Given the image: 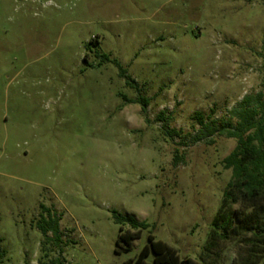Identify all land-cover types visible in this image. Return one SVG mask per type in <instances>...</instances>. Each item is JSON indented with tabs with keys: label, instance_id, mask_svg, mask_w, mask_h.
<instances>
[{
	"label": "rangeland",
	"instance_id": "obj_1",
	"mask_svg": "<svg viewBox=\"0 0 264 264\" xmlns=\"http://www.w3.org/2000/svg\"><path fill=\"white\" fill-rule=\"evenodd\" d=\"M260 92L264 0H0L1 264H121L151 232L200 261L237 139L194 114L235 127L231 109ZM114 210L150 224L119 252ZM247 255L235 230L204 257Z\"/></svg>",
	"mask_w": 264,
	"mask_h": 264
},
{
	"label": "trees",
	"instance_id": "obj_2",
	"mask_svg": "<svg viewBox=\"0 0 264 264\" xmlns=\"http://www.w3.org/2000/svg\"><path fill=\"white\" fill-rule=\"evenodd\" d=\"M121 75L126 77L129 84L138 87L123 68ZM129 101L142 103L145 112L150 104L149 98L145 96ZM230 113L232 117L238 119L237 125L231 128L207 124L200 111L194 114L208 129L209 134L220 133L237 139L235 148L223 159L225 168L231 169L232 174L225 188L222 204L212 222V230L201 260L190 258L183 261L177 248L157 239L151 232L149 241L135 258L125 260L121 264H208L205 257H210L211 251L219 242L228 240L235 230L244 235L245 243L248 245V255L238 264H264V94L260 92L245 95ZM165 120H167L165 112H161L157 116V121ZM180 158L182 156H176L177 161ZM235 204H239L236 210L233 209ZM41 207L38 227L45 236L51 233L53 239L60 245L61 218L44 204ZM113 213L120 227L116 242V251L119 252L131 248L133 240L150 224L146 220L137 219L134 215H125L116 210ZM52 264L64 263L58 257L52 260Z\"/></svg>",
	"mask_w": 264,
	"mask_h": 264
}]
</instances>
